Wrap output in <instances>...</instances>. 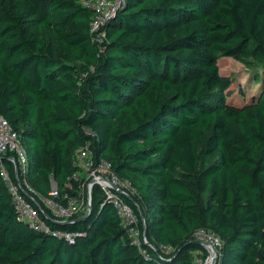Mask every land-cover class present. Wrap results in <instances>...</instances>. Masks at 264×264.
I'll return each instance as SVG.
<instances>
[{"label": "trees", "instance_id": "obj_1", "mask_svg": "<svg viewBox=\"0 0 264 264\" xmlns=\"http://www.w3.org/2000/svg\"><path fill=\"white\" fill-rule=\"evenodd\" d=\"M82 1L0 0V117L45 196L90 140L137 188L127 201L147 241L98 186L87 218H46L72 240L32 228L0 169V264H194L201 228L222 240L217 264H264V75L237 89L217 61L264 59V0H125L102 44Z\"/></svg>", "mask_w": 264, "mask_h": 264}, {"label": "built area", "instance_id": "obj_2", "mask_svg": "<svg viewBox=\"0 0 264 264\" xmlns=\"http://www.w3.org/2000/svg\"><path fill=\"white\" fill-rule=\"evenodd\" d=\"M125 0H83V4L93 10L90 23V35L94 42L102 44L106 39V24L112 19ZM94 134V133H93ZM9 158L14 164V177L3 162ZM0 169L2 176L12 194L19 218L32 228L41 232L54 234L72 240L76 235L72 231L52 230L47 219L57 222H69L87 214L93 205L94 188L98 186L104 197L110 201L122 220V224L134 243L141 245L143 239L139 228V218L133 206L127 201L137 192V188L128 178L120 177L112 164L96 157L91 142L88 140L74 154L77 171L71 180L60 188L52 180L50 196L39 192L29 180V153L21 134L0 117ZM59 197L62 200H57ZM47 218V219H46ZM194 240L204 243V249L195 250L194 264H212L215 256L219 260L222 240L217 232L201 228L193 234Z\"/></svg>", "mask_w": 264, "mask_h": 264}, {"label": "rangeland", "instance_id": "obj_3", "mask_svg": "<svg viewBox=\"0 0 264 264\" xmlns=\"http://www.w3.org/2000/svg\"><path fill=\"white\" fill-rule=\"evenodd\" d=\"M217 58L221 73L231 76L237 89L244 85L254 88L264 75V59L256 58L252 52L219 53ZM250 94L251 92H247L248 96Z\"/></svg>", "mask_w": 264, "mask_h": 264}, {"label": "water", "instance_id": "obj_4", "mask_svg": "<svg viewBox=\"0 0 264 264\" xmlns=\"http://www.w3.org/2000/svg\"><path fill=\"white\" fill-rule=\"evenodd\" d=\"M91 209H92V208H91ZM90 212H91V210H90L87 214H85V215H83V216H81V217H78L77 220H83V219L87 218V217L89 216ZM194 242L197 243V244L204 245V243L201 242V241H199V240H194ZM217 262H218V258H216V256H215V258H214L212 264H217Z\"/></svg>", "mask_w": 264, "mask_h": 264}]
</instances>
